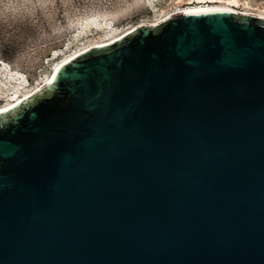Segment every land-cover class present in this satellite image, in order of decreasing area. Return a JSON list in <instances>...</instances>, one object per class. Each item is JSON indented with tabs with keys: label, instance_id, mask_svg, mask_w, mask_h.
Masks as SVG:
<instances>
[{
	"label": "water",
	"instance_id": "1",
	"mask_svg": "<svg viewBox=\"0 0 264 264\" xmlns=\"http://www.w3.org/2000/svg\"><path fill=\"white\" fill-rule=\"evenodd\" d=\"M0 264H264V19L139 24L0 110Z\"/></svg>",
	"mask_w": 264,
	"mask_h": 264
},
{
	"label": "rangeland",
	"instance_id": "2",
	"mask_svg": "<svg viewBox=\"0 0 264 264\" xmlns=\"http://www.w3.org/2000/svg\"><path fill=\"white\" fill-rule=\"evenodd\" d=\"M180 1L0 0V106L37 88L69 54L191 5ZM238 3L239 11L264 12V0Z\"/></svg>",
	"mask_w": 264,
	"mask_h": 264
},
{
	"label": "bare ground",
	"instance_id": "3",
	"mask_svg": "<svg viewBox=\"0 0 264 264\" xmlns=\"http://www.w3.org/2000/svg\"><path fill=\"white\" fill-rule=\"evenodd\" d=\"M180 1V0H179ZM181 2V1H180ZM195 3V4H194ZM186 4H191L190 6H180L179 8H177L175 11H173L172 13L170 14H167V15H164L163 17L161 16L160 19L156 20V21H153L152 23H148L150 25H155L157 24L158 22H160L162 19L168 17V16H171V15H175V14H181V13H186V12H193V11H205V10H212V9H217V8H226V9H230L232 11H236V12H241V13H248L250 15H253V16H257V17H260V18H263L264 19V12H259V13H251L250 12H247V11H239L238 9H236V6L239 5L238 3V0H189ZM258 11V10H257ZM137 26V25H136ZM135 27V26H134ZM129 30V29H128ZM124 31V30H123ZM121 32V33H118V34H115V35H112L110 36L109 38L105 39V40H102V41H99V42H96L94 44H91L89 46H87L86 48H90V47H93V46H96L98 44H103V43H107V42H111L113 40H115L116 38H118L121 34H123L124 32ZM83 49V48H82ZM68 56V55H67ZM72 56V55H71ZM70 57V54L68 57L62 59L61 61L57 62L55 64L54 62V66L52 68V70L50 71V73L45 77V79L41 82V84H44L45 82L48 81L51 73L57 68V66L64 62L67 58ZM59 60V59H58ZM45 69V68H44ZM20 75V74H19ZM17 75V76H19ZM17 81V80H16ZM39 84V86L41 85ZM36 86V85H35ZM38 86V87H39ZM20 87V86H19ZM37 87V88H38ZM31 90V91H25V92H16V93H12L13 95H9L8 97V100H6L5 104L0 106V110H3V109H6L10 106H12L13 104H15L16 102L20 101L21 99H24L28 96H30L36 89ZM11 94V93H10ZM11 96V97H10Z\"/></svg>",
	"mask_w": 264,
	"mask_h": 264
},
{
	"label": "trees",
	"instance_id": "4",
	"mask_svg": "<svg viewBox=\"0 0 264 264\" xmlns=\"http://www.w3.org/2000/svg\"><path fill=\"white\" fill-rule=\"evenodd\" d=\"M4 57V59H7V57L6 56H3Z\"/></svg>",
	"mask_w": 264,
	"mask_h": 264
}]
</instances>
